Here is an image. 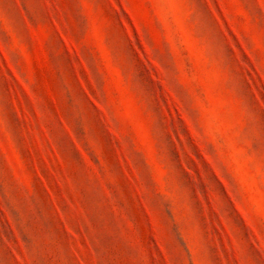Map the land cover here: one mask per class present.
I'll list each match as a JSON object with an SVG mask.
<instances>
[{
  "label": "rangeland",
  "instance_id": "374dc122",
  "mask_svg": "<svg viewBox=\"0 0 264 264\" xmlns=\"http://www.w3.org/2000/svg\"><path fill=\"white\" fill-rule=\"evenodd\" d=\"M0 264H264V0H0Z\"/></svg>",
  "mask_w": 264,
  "mask_h": 264
}]
</instances>
